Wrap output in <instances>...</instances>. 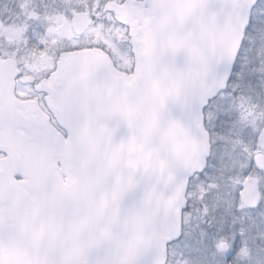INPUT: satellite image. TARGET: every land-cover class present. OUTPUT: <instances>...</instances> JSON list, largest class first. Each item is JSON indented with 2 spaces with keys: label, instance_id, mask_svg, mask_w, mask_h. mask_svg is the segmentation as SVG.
Here are the masks:
<instances>
[{
  "label": "snow or ice",
  "instance_id": "snow-or-ice-1",
  "mask_svg": "<svg viewBox=\"0 0 264 264\" xmlns=\"http://www.w3.org/2000/svg\"><path fill=\"white\" fill-rule=\"evenodd\" d=\"M0 264H264V0H0Z\"/></svg>",
  "mask_w": 264,
  "mask_h": 264
}]
</instances>
